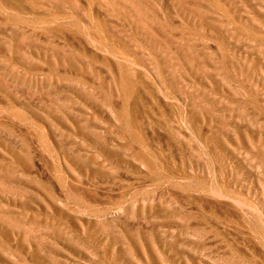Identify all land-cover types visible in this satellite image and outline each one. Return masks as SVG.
Wrapping results in <instances>:
<instances>
[{
  "label": "rangeland",
  "instance_id": "1",
  "mask_svg": "<svg viewBox=\"0 0 264 264\" xmlns=\"http://www.w3.org/2000/svg\"><path fill=\"white\" fill-rule=\"evenodd\" d=\"M0 264H264V0H0Z\"/></svg>",
  "mask_w": 264,
  "mask_h": 264
}]
</instances>
